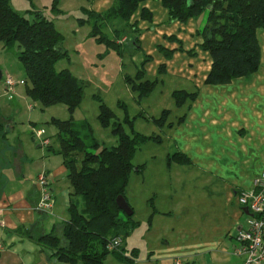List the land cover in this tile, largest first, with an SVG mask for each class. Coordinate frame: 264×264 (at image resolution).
Returning a JSON list of instances; mask_svg holds the SVG:
<instances>
[{
	"label": "crops",
	"instance_id": "1",
	"mask_svg": "<svg viewBox=\"0 0 264 264\" xmlns=\"http://www.w3.org/2000/svg\"><path fill=\"white\" fill-rule=\"evenodd\" d=\"M58 3L62 9L60 0ZM86 3V6L79 5L82 16L75 18V30L78 26L88 27L86 36L98 46H105L96 50L92 67H104L110 55L119 58L123 83L138 107L153 92L163 91L166 85L172 83L168 88L172 106L161 109L158 116H150L142 109L131 117L128 104L121 99L116 102V106L123 111V117L128 115L133 119V126L137 117L156 126L160 132L145 135L158 136L159 140L148 141L168 143L174 149L157 163L158 175L154 177L155 182L153 179L150 197V220L152 223L155 220V225L164 220L162 230L166 232L157 234L161 233L156 238L157 245L162 249L170 247L173 242L175 247L168 254L149 251L148 264H174L175 257H180L183 264H240L242 256L235 252L238 242L234 235L239 224L244 222L245 213L237 201V195L239 191L252 186L254 178L264 166V30L259 28L261 31L257 35L261 60L256 71L247 77H235L228 83L208 84L205 79L212 60L209 53L201 48L206 12L179 21L170 18L168 9L160 0H145L128 20L113 18L103 21L102 32L105 34V29H108L110 32L107 35L110 37L105 35L114 41L113 45H107L96 42L94 37L88 35L93 20L83 9L102 13L115 1L86 0ZM143 9L148 17H142ZM58 15L63 16L61 13ZM55 27L59 30L56 24ZM163 50L171 54L167 56ZM74 51L78 49L74 48ZM138 51L143 55L141 59L137 58ZM127 55L131 58L127 59ZM154 59L157 66L152 63ZM130 61L134 67L131 72H124L126 63ZM0 67L4 69L1 64ZM64 68H68V65ZM10 69L12 73V67ZM69 69L83 80L80 74ZM16 75L25 82V72L20 62L16 64ZM99 78L102 79L101 74ZM146 80L155 81V86L148 95L139 97L131 85ZM174 90L195 95L193 99L186 98L181 105H177L172 96ZM12 92L15 95L9 96L14 98L11 114L3 115L0 109V244L3 245L0 264H59L53 251L31 237L29 229L36 223L45 232L54 230L60 234L61 223L69 216L68 206L73 197V188L63 157L51 146V139L52 153L49 145L43 146L34 140L31 129L37 127L34 120L39 118L31 113L35 106L25 99L28 111L26 130L36 146L45 150L42 159L36 158L32 152L26 153L24 140L14 134L17 126L15 115L22 110L15 96L18 95L20 99L22 95L17 86L13 87ZM25 95L24 98L29 97ZM119 103L125 107L119 106ZM29 105L32 107L29 108ZM163 110H168V114L164 123L159 125L152 117H160ZM173 110H176L175 115L171 116ZM112 141L117 143V137H113ZM176 152L185 154L188 161L169 160V155ZM151 161H156V158ZM42 170L49 176L54 195L52 215L34 209L38 199L36 175ZM192 181L198 182V186L184 188V184ZM187 208L188 212H193L195 208L201 213L213 212L212 216L216 219L211 221L209 218L207 223L202 222L186 232L182 223L173 218L181 217L174 214L175 209L182 213ZM175 223L178 224V231L170 233V224ZM171 230L174 231V228ZM169 233L172 238L167 237ZM126 242L125 236L124 248ZM138 257L139 249L133 264L138 262Z\"/></svg>",
	"mask_w": 264,
	"mask_h": 264
},
{
	"label": "trees",
	"instance_id": "2",
	"mask_svg": "<svg viewBox=\"0 0 264 264\" xmlns=\"http://www.w3.org/2000/svg\"><path fill=\"white\" fill-rule=\"evenodd\" d=\"M114 1L102 13L83 9L93 20L88 35L98 43L114 44L102 32L103 21L113 18L128 20L145 0ZM160 1L168 9L170 18L179 21L206 12L201 48L212 60L206 83H228L238 76L247 77L258 69L261 46L256 32L259 28L264 30V0ZM52 3L56 8L58 0H52ZM32 12L29 19L12 9L9 0H0V42L7 48L17 47L15 54L25 72L29 97L45 106L63 103L67 107L70 117L63 120L53 118L52 123L57 129V151L63 157L73 197L68 206V219L61 223L60 234L54 230L45 232L36 223L29 229V234L40 245L50 248L59 264H104L108 253H112L120 264H133L138 255L137 248H132L135 255L131 260L107 248L112 237L119 234L125 237L137 226L131 216L117 207L115 198L119 194L125 196L130 173L144 168V165L132 162L138 145L150 139L159 140L158 136L136 131L133 119L128 115L121 121L115 119L112 108L95 94L99 124L110 128L111 134L117 137L116 145L100 147L89 122L77 123L72 116L83 98L82 80L69 68H56L59 60L68 58V51L63 47V34L40 10ZM141 13L142 17H148L144 9ZM163 52L167 56L171 54L170 51ZM154 86L155 81L149 80L131 85L139 97L148 95ZM194 95L183 90L172 93L177 105L186 98L193 99ZM119 106L125 107L123 103ZM167 114L168 110H163L160 117H152V120L162 125ZM48 148L50 150V144ZM172 159L182 163L188 161V157L180 152L169 155V160Z\"/></svg>",
	"mask_w": 264,
	"mask_h": 264
},
{
	"label": "rangeland",
	"instance_id": "3",
	"mask_svg": "<svg viewBox=\"0 0 264 264\" xmlns=\"http://www.w3.org/2000/svg\"><path fill=\"white\" fill-rule=\"evenodd\" d=\"M60 2L61 6H63L62 9H60L61 7L59 8L60 3H57L55 8L53 6L52 0H9V5L17 13L29 19H31L33 16V10H40L45 17L52 20L54 24L58 26L59 30L63 34V47L68 50V58H62L59 60L56 64V68L59 70L67 67L68 65V68H72L76 74H80L83 78V98L79 107H77L75 112L72 113V116L77 123L89 122L93 130V136L100 143V147H111L116 145V143H113L112 141L113 137L114 139L116 137L110 133V128H104L99 124L96 117L98 113V102L96 101L94 95L96 94L97 96L101 97L104 102L112 108L115 113V119L117 120L123 117L122 109L116 106L117 99H121L128 104V111L131 117L142 109H144V112L150 116H158L161 109L172 106V98L168 92V88H170L172 83L166 85L163 91L161 90L159 92L157 90L153 92V94L148 99L142 100L141 107H138L137 104H134V100L131 98L126 86L123 83L119 58H117L115 55H110L107 58L108 62L104 67L91 66L92 60L96 58V50L99 49L98 47L104 49L105 46L104 44L98 46L86 36L88 27L78 26V29L75 30V18H77V16H82L79 12V5L84 4L86 6V4H88L86 3V0H60ZM59 13L63 14V16H59ZM259 31H261V29H257V35ZM109 32L110 31L108 29H105L106 35ZM125 40L127 41L126 38ZM74 48H77L78 51H74ZM16 49V46L7 48L0 42V64L4 67L3 77L9 74L13 81L16 82L15 86L18 87L20 91L19 94L22 95V98L20 99L18 98V95L15 96V101H20L22 110L20 111L19 115H15L17 126L14 134H16L19 139L24 140L23 142L25 143L24 148L26 153L32 152L36 158L42 159L45 150L40 146H36L30 134L26 130L28 111L26 108L27 103L25 102V99L31 101L35 106L34 110L31 112L36 114L39 118L38 120H34L35 125L37 127H41L44 135L51 139V146L56 151L59 141L57 138V129L52 123V120L53 118L61 120L68 119L70 114L66 105L63 103H55L45 106L42 105L38 100H34L33 98L26 96V84H28V82L26 83L24 80L23 82H20L16 75V64L19 63L15 54ZM136 55L137 58L140 59L143 56L141 51H138ZM130 58L131 57L127 55V59ZM152 63H155L157 66L156 59H154ZM126 64L127 65L124 69V72H131L134 65L131 63V61ZM10 67L13 69L12 73L10 71ZM99 74L102 75V79L99 78ZM105 77H107V79ZM3 90V84L0 82V109L3 115L7 116L8 113L11 112V105L14 98H10L9 94H5ZM24 93L26 94L25 96L27 98L23 97ZM10 94L13 97L15 95L12 91H10ZM175 111L176 110H173V114L171 116L175 115ZM134 126L137 131L143 134L160 132L152 122L140 117L136 118ZM125 130L127 132L129 131V127H127V125H125ZM170 146L168 143L157 144L153 143L152 141L144 142L138 145L132 159L134 165H144L142 171L130 173L128 184L125 190L126 199L133 209V214L130 218L137 223V226L126 236V248H121L124 237L122 234H119L117 236H119L121 239V245L117 249L108 250L115 251L117 254H120L121 256L131 260V258L135 255V251L130 248L135 247L139 249L138 262L135 264H148L149 251H155L158 254L167 252L168 254L173 251L175 247L173 242L170 243V247H162V249L157 245V236H160L162 232H166L165 230H162L164 228V220L156 225L155 220L153 223L152 220H150L152 216L150 197L152 196L155 182L154 177H157L158 175L156 170L158 168L157 163H159V160H163L167 152H172L174 150ZM50 150L52 153V149ZM48 151H46V153H49ZM155 158L156 161L150 162L151 159ZM196 186H198V182L192 181L184 184V188L187 189ZM75 197L74 199H76ZM184 211L186 212L179 213L175 209L174 214H180L181 217L180 219H178L179 217H174L173 219L175 221L181 222L183 227H185L186 232L195 229V227L202 222L207 223L209 218L211 221L216 219L215 216H212L214 215L213 212L201 213L198 212L196 208L193 212H188V208ZM50 218H52V216H50ZM177 225L178 224L176 223L170 224L169 232L176 233L179 228ZM171 228H174V231H172ZM159 232L161 233L157 235ZM170 233L167 235V237L172 238ZM173 236L175 238V235ZM104 264L120 263L114 258L112 253H108L104 259Z\"/></svg>",
	"mask_w": 264,
	"mask_h": 264
},
{
	"label": "built area",
	"instance_id": "4",
	"mask_svg": "<svg viewBox=\"0 0 264 264\" xmlns=\"http://www.w3.org/2000/svg\"><path fill=\"white\" fill-rule=\"evenodd\" d=\"M1 83L4 87L3 92L10 96V91H12L16 82L7 74L2 78ZM31 107L29 105V108ZM31 131L36 142L43 146L50 144L49 137L44 135L41 127H32ZM36 184L38 199L34 209L52 215L55 200L50 188V179L45 170L37 173ZM237 201L245 213V220L239 224L234 235L238 242L235 252L242 256L240 264H261L264 261V166L254 178L252 186L239 191ZM245 209L247 212H245ZM120 245V237L114 236L108 241L107 248L109 250L117 249ZM2 248L3 245L0 244V250ZM173 262L174 264H183L180 257H175Z\"/></svg>",
	"mask_w": 264,
	"mask_h": 264
},
{
	"label": "water",
	"instance_id": "5",
	"mask_svg": "<svg viewBox=\"0 0 264 264\" xmlns=\"http://www.w3.org/2000/svg\"><path fill=\"white\" fill-rule=\"evenodd\" d=\"M2 78H3V70L0 67V82L2 81ZM115 203H116L117 207L121 211H123L127 216H131L133 214L132 207L129 205L127 199L122 194H119L116 196ZM245 212H247L246 209H245Z\"/></svg>",
	"mask_w": 264,
	"mask_h": 264
}]
</instances>
